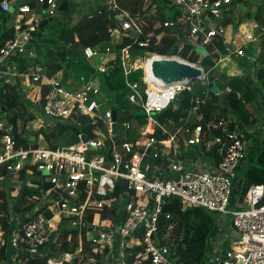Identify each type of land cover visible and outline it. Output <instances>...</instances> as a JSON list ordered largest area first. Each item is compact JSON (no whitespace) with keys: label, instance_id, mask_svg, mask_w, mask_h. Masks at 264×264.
Returning <instances> with one entry per match:
<instances>
[{"label":"built area","instance_id":"built-area-1","mask_svg":"<svg viewBox=\"0 0 264 264\" xmlns=\"http://www.w3.org/2000/svg\"><path fill=\"white\" fill-rule=\"evenodd\" d=\"M159 1L154 5L165 6L161 11L165 20L157 19L155 28L162 27L163 36L175 37L177 54L146 52L133 59L130 48L136 42L145 46L153 36L157 44L162 38H159L161 33L146 34L151 32L145 31L148 20L142 21L126 10L118 12L119 26L110 30L111 42L116 35L115 45L86 46L83 50L91 68L108 72L118 57L114 47L122 44L125 37L132 40L120 49L121 63L126 76L143 69L145 86L127 79L125 99L143 110L147 123L141 125L137 119H125L122 126L132 132L130 138L118 137L119 111L114 121L116 109L105 108L106 103L113 102L102 90L96 73L82 74L79 79L69 78L67 74L50 75L48 68L40 63L35 64L32 71L19 72L15 68L12 71L10 64H15L16 58L32 54L28 46L35 40L41 21L55 15L59 4L58 0H38L41 5L47 3L48 17L34 13L29 4L17 7L21 19H18L15 35L0 47V74L16 76L9 81L12 85L17 84L18 78L37 84L40 95L26 100L30 103L31 116H36L33 112L38 104V110L51 118L52 123H79L83 117L93 126V136L89 138L81 132L79 142L53 147L39 134L33 138V143L24 145L16 137L14 125L0 109V181H6L13 174L9 188L15 179L23 182L15 185L12 197L18 196L23 185L39 191L28 196L30 204H35L30 210L17 212L11 203L7 258H2L6 264L8 261L26 263L31 257L48 254L52 255L46 264H73L79 257L83 264H96L99 259L94 254L102 256L103 264H183L175 256L174 242H160L161 222L172 219L164 206L172 198H178L184 208L201 207L232 216L231 246L224 249L223 242L218 244L216 264H264V183L252 184L245 194L242 187L234 198V180L249 149V139L242 125L232 114L200 123L203 118L200 108L206 104L207 97L199 96L193 97L185 117L162 123L157 114L175 104L184 91H193V81L166 85L147 71V61L154 55L181 59L206 71L202 59L207 56L199 53L196 45L219 52L218 38L226 45L227 56L247 57L255 64L260 60L259 69L264 70L261 43L264 29L257 33L242 30L244 22H239V18L234 21L231 16L230 8L235 10L236 0ZM106 2L109 10H119L116 0ZM0 6L4 11H12L9 0H3ZM235 22H239L237 27ZM253 27L259 28L257 23ZM253 42H257L258 47L250 49ZM183 52L187 57L182 56ZM195 53L199 59L191 61L189 56ZM148 54L152 55L144 67L136 65ZM223 57L221 55L218 61ZM94 59L99 65L92 64ZM5 66L7 69H2ZM226 92L232 89L228 86ZM237 96L242 98L240 92ZM18 124L21 121L18 120ZM114 124L118 125L116 134ZM18 134L21 135L20 129ZM84 135L87 141L83 140ZM39 140H45L48 145H39ZM191 151L193 157L189 156ZM176 172L179 177L167 176ZM34 177L37 182L28 181ZM125 182L126 190H123ZM1 204L2 200L0 208ZM3 212L0 210V217ZM89 214L94 215L92 219ZM64 227L69 230L68 241L72 240L73 231H78V245L74 251L59 253L54 249L61 246ZM172 227L169 225V229ZM2 230L0 226V242L3 241ZM85 242L91 252L85 251Z\"/></svg>","mask_w":264,"mask_h":264},{"label":"trees","instance_id":"trees-1","mask_svg":"<svg viewBox=\"0 0 264 264\" xmlns=\"http://www.w3.org/2000/svg\"><path fill=\"white\" fill-rule=\"evenodd\" d=\"M20 1L22 2H20L19 5L29 4L33 9H35L37 4H39L38 0ZM116 1L119 6V10H111L110 14L107 12V10L100 9L101 7L105 6V4L97 5L90 12L85 13L78 22L74 24L70 22H65L59 30V34L57 37V40L60 42V46H58L54 51L50 49L47 53V57L45 58V60L43 59L44 61L42 59H36V61H34V64L40 62V64H43L48 68L49 74L52 75L60 70H64L65 62H72L74 59L77 61L80 57V53L83 52L86 46H105L106 44H109L111 40L110 30L111 28L119 26L117 14L118 12L120 13L122 10H126L131 15L137 16L139 18H144L148 21H152L155 18V15L150 12L151 4L145 6L146 0ZM162 1L163 0H161V2ZM152 2L160 1L152 0ZM238 3L240 2H235V5ZM262 8H264V5L260 4L258 6V11L256 15L257 20L261 18V14L263 12ZM16 10L18 11L17 8ZM57 10H60L61 13L64 12V15L69 14L71 10V2H68V0H63L62 2H60V6H58ZM157 13V19L165 20V16L163 12L160 11V9H158ZM248 16L251 17V14H248ZM12 19V11H4L0 6V47L3 46L9 39H11L15 35L16 30L14 25L7 27V24L12 21ZM49 19L50 21L52 20L51 18ZM153 27V24L149 25L145 28V31L148 32L149 30H154V32L158 34L164 30L162 27ZM41 30L44 31L45 28ZM262 36L264 43V34ZM37 38L38 32L36 33L35 40ZM141 39L145 40L146 38L145 36H141ZM131 41L132 40L130 38L125 37L123 39L122 44H117L114 47V51L117 52L118 57L114 63V66L110 68L108 72H96L94 68L89 67V72L87 75L89 76L91 74L96 73L100 80L102 90L105 92V94L109 96V98L114 104L119 103L120 110L118 111L125 115L126 118L129 120L137 119L138 123L142 125L147 123V118L145 117V114L143 113V110L140 107V113H137L132 109L128 108L129 103L127 100H125V87L127 79L132 82L139 81L144 87L145 84L142 80L144 71L140 68L135 71H132L126 76L119 55L120 49L130 44ZM216 43L218 44L220 51L218 52L212 47H209L210 55L202 59V65L205 67L206 71L208 72V75L207 86L202 89L201 94L199 96L207 97L206 104H203L200 108V113H202L203 115V118L201 119L200 123L205 124L210 120L219 119L228 114H232L236 116L242 127L253 126L257 123L258 118L254 117L253 113L245 107L246 101H243L244 93H241L238 89L240 88V86L237 87L238 84L234 83L241 81L239 78L223 76V78L228 79V83L231 85L230 88L232 89V92H226V89L223 91L222 87H220L219 84L218 86L221 88V93L214 94L209 90L212 86V83L218 78V73L216 72L217 63L214 59H219L221 55H226L228 53L226 50V45L221 42L220 38L216 40ZM177 50L178 44L176 42L175 37L169 36L168 34H166L158 44L156 43L155 36H153L148 45L141 46L138 42H136V44L132 45L130 48L131 56L133 59L137 56L145 55L146 52L172 55L177 54ZM186 51L188 50L186 49ZM154 56L152 60L154 58H157V56ZM182 56L187 57V53L183 52ZM211 56L212 58H209ZM26 59L27 58H25L24 56L16 58V61L19 62L18 65L21 72L31 70V68L29 67H33V65L26 64ZM83 59H85L84 56ZM189 59L191 61H197L199 59V55L195 53L189 56ZM225 59L226 58L224 57L223 60ZM248 61L250 63L252 62L250 59H248ZM148 62L151 63V61ZM257 76L258 80L264 83L263 69H259L257 71ZM247 78L248 77L244 78V83L245 85L251 87L253 84H248ZM20 80L21 79L18 78V82H20ZM1 90L2 91L0 92V109H2L4 113L7 112L9 114L8 119L14 125V132L16 137L19 139V142L21 144L26 145L27 141L25 140L24 135L22 136L18 134L19 128L17 124L19 120L18 114H21L22 116H24V120L22 121L23 134L24 131H26L25 121L33 118V116H31V112H29L30 103L24 99L22 94L23 91L20 89L18 84H8V87L2 88ZM237 92H240L242 94V98H239L237 96ZM194 96L197 95L194 94L193 91H184L182 95L179 96V99L175 102V104H171L168 108L158 113L156 117L162 123L166 124L170 123V120L179 121L188 114L192 104L191 100ZM79 121V123L56 122L51 128L49 126L47 127L49 128V131H44L43 128L38 130L39 132H37V135L39 136V134H43L45 139L50 144H53V147L57 146V143H55L54 141L62 138L68 131H74L77 135L76 138H78V134L81 132L85 133L89 138H91L93 136V126L88 122L87 119L83 117H80ZM131 135L132 132L130 130L127 131L126 136L130 138ZM241 169L242 168L240 167L238 169V172ZM243 183L244 184L242 188V194H245L252 184L264 183V150L259 153V155L257 156V160L254 163L250 164V166L246 169ZM34 193H39V191L29 188L26 185H23L21 187L20 193L17 197H12L11 193L7 192L4 189H0V200H2L0 210L4 211V215L0 217V226L3 229L2 231L4 232L3 241L0 242V259H2L3 257L7 258V241L10 229L12 227V224L10 223L11 217L9 213L11 203L14 204V208L17 212H25L27 210H30L34 207L35 204H30L28 196L33 195ZM164 211L171 213L172 219L163 220L161 222L160 242H174L177 246L179 240L182 239L183 246L181 250L177 252L175 251L176 246L174 248L175 256L179 258V261L183 264H205V260L208 257V242L209 240H211V237L215 233V212H211L201 207L184 208L178 198L169 199L168 203L164 206ZM93 216V214H89V219H92ZM169 225H173V227L169 229ZM64 230L65 232L61 236L62 241L60 248L54 249L59 253H64L66 251H74L78 245V231L72 230L73 238L71 241H68L67 237L69 234V230L66 227H64ZM84 249L86 252H91V247L86 242L84 243ZM51 255L52 254H48L44 257L34 256L29 258L26 263L16 264H46L47 258ZM94 255H96V257H98L99 259L98 263L96 264H103L102 256L97 254ZM0 264L4 263L1 262ZM73 264L83 263L80 262L78 258H76ZM86 264L92 263L86 262Z\"/></svg>","mask_w":264,"mask_h":264},{"label":"rangeland","instance_id":"rangeland-1","mask_svg":"<svg viewBox=\"0 0 264 264\" xmlns=\"http://www.w3.org/2000/svg\"><path fill=\"white\" fill-rule=\"evenodd\" d=\"M152 2V0H146L145 2V6L150 5ZM80 7H83V2H78ZM105 4L107 2H102ZM60 6V2L58 3ZM85 4V3H84ZM155 2H152L151 7H150V12L155 15L154 17V21H148L147 26L152 25L153 24V28H155L156 26H158V23L156 22L157 20V15L158 14L157 10L160 7V11H163L165 6L159 4L158 6L154 5ZM264 5V2H240L238 4L235 5V10L233 8H230V10L233 11V13L231 14V16H233V20L235 21L237 18L240 19L239 22L243 23L242 25V30L245 33H257L262 31V29H264V8H262L263 12L261 14V18L260 19H256V15H257V11H258V6L259 5ZM253 6L256 8V10H253ZM93 8L96 6H92ZM83 8V10L79 9V13L78 16H75L74 18L76 19H81L82 16L89 12V10ZM237 9V10H236ZM73 11V10H72ZM157 11V12H156ZM74 12V11H73ZM76 12V11H75ZM74 12V13H75ZM34 13H36L39 16H44V17H48L47 16V10L46 8H43V5L41 4H37V6L34 9ZM73 13V14H74ZM77 13V12H76ZM245 13H250L251 17H247L248 15H246ZM72 14V16H73ZM173 15V13H172ZM69 15L66 14L64 15V12L61 13L60 10H56L55 15L50 16V18L52 19L50 21V23L47 25V27H45V30L42 31L41 29L38 31L39 33H42V37H38L35 41L31 42L30 45L28 46V49L30 51V53H32V60L28 61V65H35L33 64L34 61H36L37 57L39 56V54H42V60L45 59L46 53L48 50H55L57 48V46L59 45V41L56 39L57 34L59 32V30L61 29V27L64 25L65 22H71L72 17L69 18ZM142 21H147L144 18H140ZM12 21L9 22V25L12 24ZM239 22H235V24L238 26ZM152 23V24H151ZM254 23H257L259 28H254L252 25ZM44 29V28H43ZM151 32H148L146 34H155L157 35L155 32H153V30H150ZM161 33V34H160ZM158 34L159 38H163V31L160 32ZM170 36V35H169ZM115 38H113L112 42L110 41L109 43L111 45H115L117 43L116 41V35H114ZM112 38V37H111ZM55 39V40H54ZM120 40V39H119ZM253 47L256 46V48L258 47L256 43H252L251 44ZM110 46L109 44H106L105 47ZM254 53V51H253ZM152 54H148L145 58H140V60L137 61L136 65L138 66H145L144 64L146 63L147 59L151 56ZM209 58H212L209 57ZM30 59V58H29ZM216 64V72L218 73V78L215 80L217 82V84L220 85V87H222L223 91L226 89L227 86H231L228 82V79L223 78V76H227V77H237L239 78L241 81L239 82H234L236 84H238L237 87L240 86L239 91L241 93H244L243 95V101H246L245 107L250 110L253 113V116L258 118V121L255 125L253 126H245L242 129H244V133L246 135V137L249 139V149H248V157L246 159V161L242 164L241 166V170L238 172V176L237 178L234 180V198H236V196L238 195L240 189L243 187V181H244V174L246 169L250 166V164L254 163L257 160V156L259 155V153L261 151L264 150V83L260 80H258V76H257V71L259 69V64H260V60L258 63H253V62H249L248 59L245 57L241 58V57H236L234 55H230V57L226 58L225 60H223L221 63L218 62V58L214 59ZM80 61V62H79ZM79 61H76L75 59L71 62H65V68L64 71L69 69V77L73 78V79H79L81 77V74L86 75L88 74V67H89V62L85 61V59H83V52L80 53V57H79ZM148 61H152L148 60ZM147 61V66L150 67V64ZM82 63V64H80ZM98 64L97 59H94L92 61V64ZM17 64V65H16ZM10 67L12 69V71L14 70V68L16 70H18L19 72L20 69L18 67V62L16 61L15 64H10ZM74 71V72H72ZM71 73V74H70ZM251 76L252 81V86H247L244 83V78ZM0 75V92L2 91V88L8 87L9 81L11 79H16V76H2ZM193 86V93L196 94L197 96H200L201 91L203 88H205L207 86V79L206 80H200V79H195L193 80L192 83ZM25 86H23L24 88ZM234 87V86H233ZM24 90V89H23ZM127 100V99H125ZM128 101V100H127ZM129 103V102H128ZM29 105V104H28ZM119 103L114 104V103H106L105 104V108H113L116 110H120L119 108ZM128 108L132 109L133 111L140 113L141 110L139 109V106L134 105L129 103L128 104ZM34 114L36 116H33L32 119H29V121H27V126L25 127L26 131H24V133L22 134V121L24 120V116H22L21 114H18L19 116V123L21 121V124L19 125V129L21 130V135L25 137V140L30 144L33 143V138H37V132H39L38 130H40L39 128H43L44 131H49V127L51 128L54 124L52 122H49V120H52L51 118H49L48 116H46L41 110H38V104H36V107L34 108ZM29 112H30V107H29ZM32 113V114H33ZM9 114L7 112H5V116L7 117ZM196 117V116H195ZM127 119L125 115H123L121 112H119L118 115V122H119V126H120V132L118 137H122L124 135L127 134V131L125 129H123L122 126V122ZM248 130H252L251 133H247ZM77 135L75 134L74 131H68L62 138L54 141L55 143H57V145L59 146H63V145H70L73 143H77L79 142V139L76 138ZM39 145H44L47 146L48 144L46 143L45 140H39ZM190 157H193L194 154L191 151L189 154ZM200 160L203 161L202 157H199ZM206 165V164H205ZM28 181H34L37 182V178H28ZM23 182H20L18 179L13 180L12 184L13 186L11 188H7L5 189L7 192L11 193V190L15 187V185H21ZM215 214V227H214V234L211 237V240H209L208 242V257L205 260V264H216L215 259L213 257V252L217 251V247L218 244L220 242H223V248L227 249L231 246V238H232V232H234V227L232 225V216L230 214L227 215H221L220 213H214ZM218 221H221L220 223H218ZM70 226V225H67ZM80 259V257H79ZM1 262H5L3 259H0V263ZM9 264H11L10 261H8ZM17 263H25V262H17Z\"/></svg>","mask_w":264,"mask_h":264},{"label":"water","instance_id":"water-1","mask_svg":"<svg viewBox=\"0 0 264 264\" xmlns=\"http://www.w3.org/2000/svg\"><path fill=\"white\" fill-rule=\"evenodd\" d=\"M3 0H0V3ZM43 8H47V3L43 4ZM100 9L107 10V12L110 14L111 10L107 9L106 6L101 7ZM50 23L49 18H44L40 23V28H45ZM235 31V30H234ZM39 37L42 36V33L38 34ZM196 50L203 54L204 56H208L209 52L205 46H202L201 44L196 45ZM151 70L154 73V75L160 79H162L166 85L175 83V82H183L185 80L193 81L195 79L204 80L207 77L206 71L202 70L201 67L194 66L186 61H183L181 59L177 58H167V57H161L157 56V58H154L151 61ZM248 84H252L251 76L249 75L248 78ZM214 94L221 93V88L218 86L217 82L214 81L212 83V86L209 89ZM117 118V111H113V120L115 121ZM114 131L113 133L116 134L118 125L114 124ZM83 140L87 141V136H83ZM167 176L169 178L173 177H179V172L176 173H168ZM13 177V174L10 175V177L6 181H0V186H2L3 189L9 188V184L11 181V178ZM123 190H126V182L124 183V187L122 186ZM92 227V226H91ZM183 246L182 239L179 240L175 251L179 252ZM218 257V253L214 252V259L216 260Z\"/></svg>","mask_w":264,"mask_h":264},{"label":"crops","instance_id":"crops-1","mask_svg":"<svg viewBox=\"0 0 264 264\" xmlns=\"http://www.w3.org/2000/svg\"><path fill=\"white\" fill-rule=\"evenodd\" d=\"M11 1V4H12V13H13V19H12V24H10L9 25V23L7 24V27H10V26H13L14 25V27H16V25H18L19 23H18V19H21V15L16 11V8H17V6L20 4V2H22V1H20V0H10ZM63 0H58V2H62ZM107 0H68V2H71V10H70V12H69V18H71L72 17V20H71V22L70 23H72V24H74V23H76V22H78L80 19H76V18H74L75 16H78V13H79V9H81V10H83V8H85V9H87V10H89V12L93 9V7L92 6H97V5H103L104 3H102V2H106ZM78 2H83V7H80L79 6V3ZM164 2V1H163ZM236 2H264V0H240V1H236ZM85 3V4H84ZM84 9V10H85ZM75 12H73V11ZM237 10V9H236ZM253 10H256V8L253 6ZM74 13V14H73ZM72 14H73V16H72ZM246 15H248V14H250V13H245ZM83 17V16H82ZM247 17H249V16H247ZM4 26H6V25H4ZM235 26L237 27V25L235 24ZM253 26V25H252ZM255 28V27H254ZM16 32V31H15ZM58 34H59V32H58ZM58 34H57V36L56 37H58ZM57 39V38H56ZM253 43H256L257 44V42H253ZM262 43V46L264 47V43L263 42H261ZM252 44V43H251ZM258 45V44H257ZM58 46H60V42H59V45ZM57 46V47H58ZM256 48V46L255 47H253L252 45L250 46V49H255ZM56 50V49H55ZM49 51V50H48ZM48 51H47V53H48ZM30 52V51H29ZM47 53H46V56H45V58L47 57ZM22 56H24L25 58H27L26 60V64L28 65V61L29 60H32V54H29V53H26V54H24V55H22ZM235 56V55H234ZM224 57L225 58H228V57H230V56H227V54L226 55H224ZM223 57V58H224ZM30 58V59H29ZM41 58H42V54L40 55L39 54V56L37 57V59H39V60H41ZM222 58V59H223ZM239 58V57H238ZM221 59V60H222ZM45 60V59H44ZM43 60V61H44ZM221 60L220 61H218L219 63L221 62ZM77 61H79V59L77 60ZM80 62V61H79ZM40 63V62H39ZM18 64H19V62H18ZM33 64H34V62H33ZM35 64H37V63H35ZM80 64H82V63H80ZM34 66V65H33ZM18 67H19V65H18ZM89 67H90V64H89ZM88 67V68H89ZM29 68H31L32 69V66L31 67H29ZM147 68H150V67H148L147 66ZM2 69H7V66H5V67H3ZM88 70V69H87ZM32 71V70H31ZM69 69L68 70H66V71H64V70H60V71H58L57 73H54V74H52V75H63V74H67V76L69 77ZM61 72V73H60ZM72 72H74V71H72ZM71 74V73H70ZM1 75V74H0ZM82 75V74H81ZM87 75V74H86ZM2 77V76H1ZM69 78H71V77H69ZM21 80H20V82H18L17 84L19 85V87H20V89L23 91V97H24V99L25 100H27L28 99V97H30L31 99L32 98H35V97H37V96H39L40 95V91H39V88H38V86H37V84L36 83H34V82H30V81H27V80H25L24 78H20ZM23 86H25L24 88H23ZM24 89V90H23ZM30 101V100H29ZM54 124V123H53ZM49 126V125H48ZM44 136V135H43ZM45 138V137H44ZM46 140V139H45ZM47 141V140H46ZM48 142V141H47ZM49 143V142H48ZM51 145H53V144H51Z\"/></svg>","mask_w":264,"mask_h":264},{"label":"bare ground","instance_id":"bare-ground-1","mask_svg":"<svg viewBox=\"0 0 264 264\" xmlns=\"http://www.w3.org/2000/svg\"><path fill=\"white\" fill-rule=\"evenodd\" d=\"M156 56H158V55H155L154 57H156ZM152 58H153V57H152ZM152 58L150 57V59H152ZM222 60H223V59H222ZM222 60H221V61H222ZM148 71H149V72H148V73H149V75H152L151 68H150V69L148 68ZM161 84L163 85V83H161Z\"/></svg>","mask_w":264,"mask_h":264},{"label":"clouds","instance_id":"clouds-1","mask_svg":"<svg viewBox=\"0 0 264 264\" xmlns=\"http://www.w3.org/2000/svg\"><path fill=\"white\" fill-rule=\"evenodd\" d=\"M41 29V28H40ZM39 37V36H38ZM42 37V36H41ZM209 52V51H208ZM158 54V53H157ZM224 56V55H223ZM219 60V59H218ZM207 74V73H206Z\"/></svg>","mask_w":264,"mask_h":264}]
</instances>
